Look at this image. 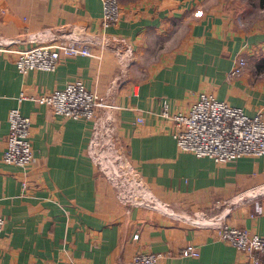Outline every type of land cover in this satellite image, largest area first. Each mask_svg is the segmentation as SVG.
<instances>
[{
  "label": "crops",
  "instance_id": "0c3cea01",
  "mask_svg": "<svg viewBox=\"0 0 264 264\" xmlns=\"http://www.w3.org/2000/svg\"><path fill=\"white\" fill-rule=\"evenodd\" d=\"M118 1L121 20L105 35L131 44L124 66L111 49L92 46L97 58L62 59L54 73L22 78L12 52L33 47L24 43L28 37L49 32L100 42L102 0H0V264H129L138 253L164 255L157 264H249L204 223L222 216L264 236V156L215 164L180 153L171 122L159 114L162 103L184 112L209 92L249 117H264V12L250 23L246 0ZM240 57L245 71L229 79ZM77 80L121 107L118 132L130 161L171 213L125 214L85 155L90 124L56 117L30 100ZM22 93L27 100L19 104ZM12 109L31 124L27 168L2 160ZM188 216L200 219L192 224ZM187 246L199 250L196 260L181 256Z\"/></svg>",
  "mask_w": 264,
  "mask_h": 264
},
{
  "label": "built area",
  "instance_id": "2783aa9c",
  "mask_svg": "<svg viewBox=\"0 0 264 264\" xmlns=\"http://www.w3.org/2000/svg\"><path fill=\"white\" fill-rule=\"evenodd\" d=\"M101 8L100 42L80 41L77 35L55 36L49 32L28 37L24 43L33 47L12 52L16 55L17 74L25 78L33 71L54 73L62 59L97 58L92 46L101 51L111 49L120 66H124L133 54L131 44L126 39L105 35L109 28L117 26L121 20L122 9L119 1L102 0ZM246 66V60L240 57L229 72L228 78H239ZM24 100H27V97L22 93L18 103ZM30 100L38 106L48 108L56 117L72 121L83 120L90 124L85 155L93 170L112 189L116 203L125 214L134 209L166 213L167 205L157 201L130 161L126 145L118 132L117 115L122 109L113 98L91 92L77 80L61 90L30 97ZM162 104L159 115L171 122V137L178 152L190 154L198 159L211 160L215 164H226L242 157L259 159L264 156V117L261 113L249 117L242 109L218 101L214 94L209 92L199 94L184 112L171 113L168 105ZM136 121L143 123L142 119ZM7 125L9 133L5 140L6 148L2 160L9 166L27 168L33 161L30 121L23 117L18 109H12L7 115ZM29 187L27 182L22 183L23 197H31L27 195ZM195 218L197 220L188 221L192 224L198 223L200 218ZM206 219L205 227L215 233L219 242L246 254L249 264H264V236L229 226L222 216ZM4 226V219L0 215V239ZM133 239L137 240L138 236L134 235ZM163 256L138 253L132 257L129 264H157ZM181 256L196 260L200 253L197 247L187 246L181 249ZM67 264L76 263L70 260Z\"/></svg>",
  "mask_w": 264,
  "mask_h": 264
},
{
  "label": "rangeland",
  "instance_id": "374dc122",
  "mask_svg": "<svg viewBox=\"0 0 264 264\" xmlns=\"http://www.w3.org/2000/svg\"><path fill=\"white\" fill-rule=\"evenodd\" d=\"M247 3L251 4L250 7H249V10L251 11V17H249L248 19L250 20L249 22L250 23H254L255 21V18H261L262 17V13L264 12V6L260 5L257 0H246ZM252 25H249L247 27V29H251ZM168 213H171V209L170 208H167V211ZM187 219L189 218V220H192V221H195L197 220L195 218V216H188L186 217Z\"/></svg>",
  "mask_w": 264,
  "mask_h": 264
}]
</instances>
